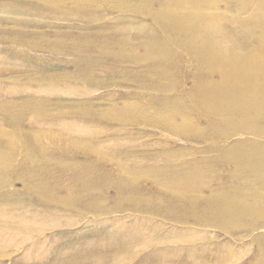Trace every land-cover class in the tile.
<instances>
[{
	"label": "rangeland",
	"instance_id": "rangeland-1",
	"mask_svg": "<svg viewBox=\"0 0 264 264\" xmlns=\"http://www.w3.org/2000/svg\"><path fill=\"white\" fill-rule=\"evenodd\" d=\"M263 42L264 0H0V264H264Z\"/></svg>",
	"mask_w": 264,
	"mask_h": 264
},
{
	"label": "bare ground",
	"instance_id": "bare-ground-1",
	"mask_svg": "<svg viewBox=\"0 0 264 264\" xmlns=\"http://www.w3.org/2000/svg\"><path fill=\"white\" fill-rule=\"evenodd\" d=\"M181 2V1H180ZM184 2V1H183ZM179 3V2H178ZM181 5V4H180ZM259 5V4H258ZM262 7H263V5H261ZM260 8V7H259ZM263 10V9H262ZM194 13H195V11H193ZM262 12V11H261ZM197 14V13H196ZM260 14V13H259ZM207 26V25H206ZM212 26V25H211ZM210 26V27H211ZM209 27V26H208ZM211 30V29H210ZM213 33V32H212ZM196 38V37H195ZM261 42V41H260ZM264 43V42H263ZM210 45V44H209ZM257 50V49H256ZM262 50V49H261ZM254 53V52H253ZM263 53V52H262ZM251 56V55H250ZM253 56V55H252ZM256 56V55H255ZM258 57V56H257ZM218 58V57H217ZM221 58V57H220ZM246 59H248V56H247V58ZM258 59V58H257ZM264 59V58H263ZM210 60V59H209ZM214 60V59H213ZM219 60V59H218ZM255 60V59H254ZM259 60V59H258ZM256 61V60H255ZM221 62V61H220ZM257 62V61H256ZM261 62H262V60H261ZM251 63V62H250ZM213 64V63H212ZM211 64V65H212ZM231 64V63H230ZM254 64V63H253ZM221 65V64H220ZM225 65V64H224ZM259 67V66H258ZM211 68V67H210ZM260 68V67H259ZM262 68V67H261ZM247 69V68H246ZM225 70H226V68H225ZM219 71V70H218ZM216 72V71H215ZM241 72V71H240ZM244 73V72H243ZM219 74V73H218ZM239 74V73H238ZM244 74H246V73H244ZM255 75H256V73H255ZM254 75V76H255ZM247 79V78H246ZM264 79V78H263ZM256 80V79H255ZM225 81V80H224ZM243 81V80H242ZM226 82V81H225ZM263 82V81H262ZM248 88V87H247ZM231 91V90H230ZM263 95V94H262ZM247 101V100H246ZM241 110V109H240Z\"/></svg>",
	"mask_w": 264,
	"mask_h": 264
}]
</instances>
